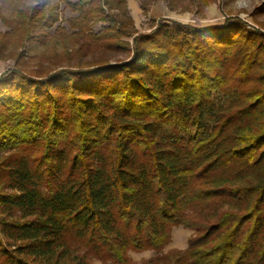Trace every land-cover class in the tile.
Wrapping results in <instances>:
<instances>
[{
    "label": "trees",
    "instance_id": "trees-1",
    "mask_svg": "<svg viewBox=\"0 0 264 264\" xmlns=\"http://www.w3.org/2000/svg\"><path fill=\"white\" fill-rule=\"evenodd\" d=\"M213 1L167 0L197 14ZM0 2L22 41L44 43L64 3L81 51L126 55L46 77L18 59L1 74L0 264H87L82 248L117 264L146 251L264 264V33L240 19L140 33L128 0ZM178 227L196 236L164 255Z\"/></svg>",
    "mask_w": 264,
    "mask_h": 264
},
{
    "label": "rangeland",
    "instance_id": "rangeland-1",
    "mask_svg": "<svg viewBox=\"0 0 264 264\" xmlns=\"http://www.w3.org/2000/svg\"><path fill=\"white\" fill-rule=\"evenodd\" d=\"M43 0H21V8L28 10ZM130 13L135 20V28L140 33L151 31L154 23L161 19L178 21L185 25H200L206 28L222 27L228 21L240 19L249 29L264 33V16L257 15L255 11L264 0H215L206 9L205 14L172 12L167 0H149L150 12L144 14L142 11L143 0H129ZM60 4L58 24L52 29H47L48 38L41 41H22L20 36L14 34L13 26L17 21L15 14L4 3L0 2V76L10 70H14L19 59L22 69L28 73H36L46 77L52 71L61 66H89L99 62L109 61L112 64L126 59L124 54H110L105 52L90 53L82 50V40L76 35L72 25L79 21V15L67 8L64 3ZM209 13V14H208ZM94 32L100 30V25L92 28ZM196 233L182 227L174 228L170 244L165 248L164 255L170 251L185 252L191 238ZM87 253V254H86ZM87 257V264H117L113 261H102L86 252L84 248L78 250L76 256ZM157 254L153 251L130 252L127 264H154L151 263ZM158 264H162V261Z\"/></svg>",
    "mask_w": 264,
    "mask_h": 264
},
{
    "label": "crops",
    "instance_id": "crops-1",
    "mask_svg": "<svg viewBox=\"0 0 264 264\" xmlns=\"http://www.w3.org/2000/svg\"><path fill=\"white\" fill-rule=\"evenodd\" d=\"M128 3H129V8H130L131 4H130V1H129V0H128ZM130 11H131V9H130ZM206 12H207V11H206ZM206 12H205V13H206ZM206 14H207V13H206ZM208 14H209V13H208Z\"/></svg>",
    "mask_w": 264,
    "mask_h": 264
},
{
    "label": "built area",
    "instance_id": "built-area-1",
    "mask_svg": "<svg viewBox=\"0 0 264 264\" xmlns=\"http://www.w3.org/2000/svg\"><path fill=\"white\" fill-rule=\"evenodd\" d=\"M251 29H253V27L252 26H249Z\"/></svg>",
    "mask_w": 264,
    "mask_h": 264
}]
</instances>
